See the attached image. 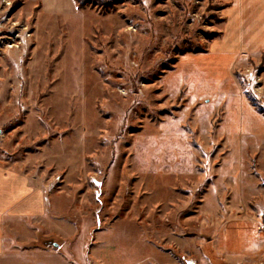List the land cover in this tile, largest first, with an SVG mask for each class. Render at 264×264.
I'll return each instance as SVG.
<instances>
[{
  "label": "rangeland",
  "instance_id": "374dc122",
  "mask_svg": "<svg viewBox=\"0 0 264 264\" xmlns=\"http://www.w3.org/2000/svg\"><path fill=\"white\" fill-rule=\"evenodd\" d=\"M76 1L52 17L0 0V172L34 184L37 233L64 264H222L211 242L229 209L212 197L235 143L220 133L243 136V215L264 206V54L208 74L212 0ZM231 83L246 107L233 96L225 125Z\"/></svg>",
  "mask_w": 264,
  "mask_h": 264
},
{
  "label": "crops",
  "instance_id": "0c3cea01",
  "mask_svg": "<svg viewBox=\"0 0 264 264\" xmlns=\"http://www.w3.org/2000/svg\"><path fill=\"white\" fill-rule=\"evenodd\" d=\"M212 1L219 6L222 25L219 36L211 41L208 52L201 59L206 58L208 62V74L217 73L229 78L238 56L264 54V0ZM23 3L28 6V10L37 7L38 12L45 16H65L78 11L76 0H23ZM230 87L231 94L220 93L217 105L218 110L222 106L224 108L227 116L225 125L230 121L228 110L235 103H231L233 96L236 101L239 100L238 115L246 107L243 99L236 94L234 84L231 83ZM187 93H191L189 88ZM192 96L194 100H200L209 107L207 99H201L196 94ZM238 115L231 120L233 123H237ZM234 130L230 135L228 132L220 133L218 138L220 141H227L228 145L229 142L235 144L217 172L220 191L212 198L215 203L225 205L229 213L221 217L220 229L214 231L215 239L211 242V251L219 253L222 264H264V234L257 231L260 217L264 215V206L258 207L253 216L242 213L244 206L249 208L252 199L236 195L238 172L242 162V151L237 141L242 140L243 136L236 131V127ZM182 162L184 161L173 159L172 170L184 171ZM228 188L234 191V196L228 197ZM47 214L44 199L36 194L33 183L21 179L13 180L11 174L0 172V264H64L57 256L59 250L42 243L44 234L42 231L37 233V219ZM244 224L249 226L252 237L249 242H236L233 239L241 232L238 227ZM232 226L236 231L232 230Z\"/></svg>",
  "mask_w": 264,
  "mask_h": 264
},
{
  "label": "built area",
  "instance_id": "2783aa9c",
  "mask_svg": "<svg viewBox=\"0 0 264 264\" xmlns=\"http://www.w3.org/2000/svg\"><path fill=\"white\" fill-rule=\"evenodd\" d=\"M10 38V37H9ZM259 231H263L264 232V229H259Z\"/></svg>",
  "mask_w": 264,
  "mask_h": 264
}]
</instances>
